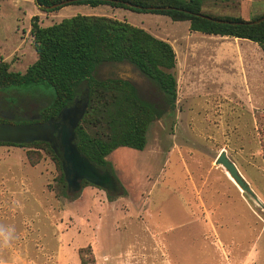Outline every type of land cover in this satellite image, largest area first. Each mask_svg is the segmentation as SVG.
<instances>
[{"label":"rangeland","instance_id":"1","mask_svg":"<svg viewBox=\"0 0 264 264\" xmlns=\"http://www.w3.org/2000/svg\"><path fill=\"white\" fill-rule=\"evenodd\" d=\"M200 12L248 21L264 13V0H201ZM75 15L126 21L168 42L176 55L174 108L149 127L142 151L110 154L119 186L112 199L92 185L62 195L44 149L0 146V227L12 230V239L0 242V264H264V52L162 14L0 0V63L24 73L37 59L32 21L49 27ZM94 76L128 80L153 98L129 64H102ZM6 95L0 104L12 95L25 102L19 117L7 120L13 126L31 124L32 110L50 98L46 90ZM222 151L257 202L216 164Z\"/></svg>","mask_w":264,"mask_h":264},{"label":"trees","instance_id":"2","mask_svg":"<svg viewBox=\"0 0 264 264\" xmlns=\"http://www.w3.org/2000/svg\"><path fill=\"white\" fill-rule=\"evenodd\" d=\"M37 1L42 6H52L65 0ZM115 1L127 2L142 9H132ZM70 4H106L115 8L162 14L173 21H188L189 29L193 32L248 40L264 52V21L252 23L264 17V13L245 21L214 17L207 20L178 10H145L148 7H174L201 14V0H82ZM30 34L36 61L24 73L10 72L7 64L0 63V93L6 95L11 90L17 93L49 91L50 98L46 104L32 110L35 115L41 116V122H46L56 118L63 108L70 106L86 91L87 109L75 129L79 152L100 170L107 169L111 173L108 157L113 151L121 147L142 151L147 145L149 127L174 108L176 78L173 70L176 55L171 45L126 21L95 15H75L49 27H40L34 20ZM108 63L132 66L151 85L153 98L142 97L128 80L95 77L96 68ZM6 96H3L0 110L10 111L18 118L25 102L16 95ZM7 122L0 120V123ZM3 145L44 149L58 169L61 194L68 195L62 171V155L58 148L54 150L45 142L28 145L0 143V146ZM27 159L32 161L29 154ZM87 185L86 182L81 183V186ZM106 193L109 199L117 195ZM83 252L81 250L80 253Z\"/></svg>","mask_w":264,"mask_h":264},{"label":"water","instance_id":"3","mask_svg":"<svg viewBox=\"0 0 264 264\" xmlns=\"http://www.w3.org/2000/svg\"><path fill=\"white\" fill-rule=\"evenodd\" d=\"M41 8L55 9L66 4L78 2L82 0H65L52 6H42L35 0ZM113 1V0H104ZM129 6L132 9H142L137 5H132L127 2L115 1ZM145 10H178L189 15H196L200 18L212 20V18L202 15L193 14L189 11L174 8V7H148ZM219 23H230L228 21L216 20ZM264 21V17L252 22L260 23ZM234 24V23H232ZM70 106L63 108L56 118L50 119L45 123H35L32 125L13 126L6 123H0V143H9L14 145H28L33 142H45L51 145L56 150L58 148L62 155V171L64 180L69 192L76 193L81 188V183L86 182L89 185L95 186L105 192L114 194L119 191L117 181L112 174L107 170H100L91 163L84 155H82L76 146L75 129L83 118L87 109V92L85 91L79 99H75ZM76 102L78 105H76ZM1 118L10 120L13 115L2 114ZM41 116H32L31 120H39ZM216 164L222 166L230 179L238 186L240 190L247 193L255 202L256 197L252 194L248 184L239 174L235 164L230 161L226 153L222 151L217 159Z\"/></svg>","mask_w":264,"mask_h":264},{"label":"clouds","instance_id":"4","mask_svg":"<svg viewBox=\"0 0 264 264\" xmlns=\"http://www.w3.org/2000/svg\"><path fill=\"white\" fill-rule=\"evenodd\" d=\"M12 239V230L0 227V242L7 244Z\"/></svg>","mask_w":264,"mask_h":264},{"label":"flooded vegetation","instance_id":"5","mask_svg":"<svg viewBox=\"0 0 264 264\" xmlns=\"http://www.w3.org/2000/svg\"><path fill=\"white\" fill-rule=\"evenodd\" d=\"M76 99H79V98H76ZM74 101H76V100H74ZM76 105H78L77 102H76ZM4 113H7V112H4V111L0 110V115H1V114H4ZM11 115H13V114H11ZM34 116H36V115H34ZM13 117H14V115H13ZM0 120H1V119H0ZM5 121H7V120H5ZM30 121H31L32 123L29 124V125L35 124V123H37V122H39V123H45V122H41V119H39V120H30Z\"/></svg>","mask_w":264,"mask_h":264},{"label":"crops","instance_id":"6","mask_svg":"<svg viewBox=\"0 0 264 264\" xmlns=\"http://www.w3.org/2000/svg\"><path fill=\"white\" fill-rule=\"evenodd\" d=\"M240 40H243V39H240ZM244 41H247V40H244ZM249 42H251V41H249Z\"/></svg>","mask_w":264,"mask_h":264},{"label":"bare ground","instance_id":"7","mask_svg":"<svg viewBox=\"0 0 264 264\" xmlns=\"http://www.w3.org/2000/svg\"><path fill=\"white\" fill-rule=\"evenodd\" d=\"M230 179V178H229ZM233 182V181H232Z\"/></svg>","mask_w":264,"mask_h":264}]
</instances>
